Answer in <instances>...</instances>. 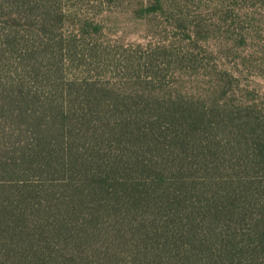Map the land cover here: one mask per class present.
<instances>
[{
  "label": "trees",
  "instance_id": "16d2710c",
  "mask_svg": "<svg viewBox=\"0 0 264 264\" xmlns=\"http://www.w3.org/2000/svg\"><path fill=\"white\" fill-rule=\"evenodd\" d=\"M67 20L0 0V264H264V110L76 77Z\"/></svg>",
  "mask_w": 264,
  "mask_h": 264
},
{
  "label": "rangeland",
  "instance_id": "374dc122",
  "mask_svg": "<svg viewBox=\"0 0 264 264\" xmlns=\"http://www.w3.org/2000/svg\"><path fill=\"white\" fill-rule=\"evenodd\" d=\"M64 7V35L77 31L81 51L70 74L264 110V0H64ZM80 21L93 25L90 34L79 32Z\"/></svg>",
  "mask_w": 264,
  "mask_h": 264
}]
</instances>
